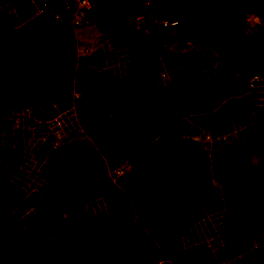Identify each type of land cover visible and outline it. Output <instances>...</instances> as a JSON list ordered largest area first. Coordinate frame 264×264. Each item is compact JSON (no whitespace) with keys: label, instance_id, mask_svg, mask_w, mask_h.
<instances>
[{"label":"trees","instance_id":"obj_1","mask_svg":"<svg viewBox=\"0 0 264 264\" xmlns=\"http://www.w3.org/2000/svg\"><path fill=\"white\" fill-rule=\"evenodd\" d=\"M63 1L71 0H11L9 10H0V112L33 99L14 143L0 145V264L65 261L81 239L94 235L148 264H221L233 250L246 251L250 264H264V235L248 248L264 224V125L246 127L236 144L218 154L213 176L227 187L221 191L215 235L197 244L180 242L192 215L209 210L214 195L181 168L182 150L151 118L149 104L162 81L142 52L144 44L181 41L204 26L207 46L228 42L253 0H196L195 6L188 0H151L147 6L142 0H95L87 19L97 40L130 51L119 75L95 56L89 71L76 72L68 62L57 70L55 52L65 40L73 43V37L64 38L71 30ZM137 14L154 16L158 28L126 24ZM22 25L29 35L17 33ZM206 58L194 49L188 69L163 85L168 105L179 115L208 112L236 90L258 87L264 94V73L236 60ZM125 98L130 102L123 104ZM93 109L99 121L91 130L109 120L101 146L59 159L50 121L72 128L78 113ZM119 165L128 168L114 174ZM104 196L126 218L96 210Z\"/></svg>","mask_w":264,"mask_h":264},{"label":"rangeland","instance_id":"obj_2","mask_svg":"<svg viewBox=\"0 0 264 264\" xmlns=\"http://www.w3.org/2000/svg\"><path fill=\"white\" fill-rule=\"evenodd\" d=\"M192 6L196 0H188ZM11 0H0V10L7 11ZM157 19L152 16L142 17L131 22L133 28L148 25L149 29L158 28ZM241 29L228 42L206 45L207 28L189 31V35L177 42H156L144 44L142 52L149 60V66L154 67L160 74L162 89L154 103L149 104V114L154 120L157 129L168 136L172 146L181 149L178 163L181 168L197 178L204 189L214 195L209 210L200 215H192V226L179 239L185 244H197L208 241L215 235L219 218L218 203L221 200V191L227 187L213 176L217 168V157L225 148L236 144L242 137L246 127L262 128L264 125V94L261 89L254 87L248 91L236 90L228 92L222 101L212 110L206 112L199 109L187 116L176 113L169 105V95L163 85L173 74L188 69L190 57L196 49L201 56H215L230 61H237L251 65L259 75L264 73V0H253V9L245 12L241 17ZM17 33L29 35L28 29L22 25ZM73 37L71 42L65 40L62 48L55 52V61L58 71L63 63H72L73 69L89 71L94 68L92 60L99 59L116 74L121 73L122 64L129 55V49L121 44L111 43L103 39L98 41V31L87 19L85 23L70 31L65 37ZM98 39V40H97ZM214 46V47H213ZM207 48V50H205ZM202 50V52H201ZM29 53L36 55V48L30 47ZM88 62L89 67L81 66L82 61ZM88 66V65H87ZM80 67V69H79ZM33 99H28L26 105H16L7 112H0V145L11 146L16 140L17 131L25 126L28 109ZM107 120V119H106ZM103 126L91 130L90 125H96L99 115L95 109L89 112L78 113L76 124L69 127L62 122L51 120L53 128L51 144L57 150L59 159H67L78 152L97 150L105 139L108 121ZM120 170L128 168L119 165ZM49 175H44L43 179ZM79 177V175H78ZM33 185V183L31 184ZM96 210L115 211L121 218L126 215L117 210L113 200L104 196L96 205ZM264 221V208L261 214ZM62 226L61 224L58 227ZM143 234V233H141ZM262 231L254 235L249 241V249L259 244ZM72 256L67 260L53 264H148L145 257L133 260L119 250L103 245L97 236L83 238L79 245L73 248ZM251 259L246 251H232L222 260L221 264H250ZM155 264H166L159 261Z\"/></svg>","mask_w":264,"mask_h":264},{"label":"built area","instance_id":"obj_3","mask_svg":"<svg viewBox=\"0 0 264 264\" xmlns=\"http://www.w3.org/2000/svg\"><path fill=\"white\" fill-rule=\"evenodd\" d=\"M151 0H142V4L143 6H147L149 5ZM95 0H71L70 2L67 1H63L61 3L62 7L65 9H69L70 14H69V29L73 30L77 27H79L80 25H82L83 23H85L87 21V14L89 12V10L92 9L93 5H94ZM35 12H38V10H36ZM55 18L57 17V14L53 15ZM142 14H137L133 19L136 21H139L142 19ZM127 21L131 22V19H127ZM162 26H166L167 22L163 19L160 20ZM172 24V23H171ZM88 65V66H87ZM89 63L85 62L84 60L81 63V66H85V67H89ZM80 69V67H79ZM130 102L129 98H125L122 100L123 104H127ZM112 172L114 174H119L121 172L119 166L115 167L112 169ZM232 253V252H230Z\"/></svg>","mask_w":264,"mask_h":264}]
</instances>
